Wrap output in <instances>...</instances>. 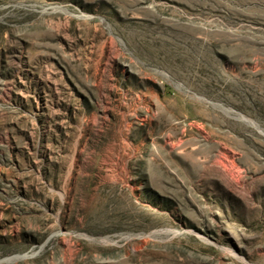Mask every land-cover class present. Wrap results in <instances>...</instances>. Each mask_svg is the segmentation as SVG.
<instances>
[{"label": "rangeland", "instance_id": "rangeland-1", "mask_svg": "<svg viewBox=\"0 0 264 264\" xmlns=\"http://www.w3.org/2000/svg\"><path fill=\"white\" fill-rule=\"evenodd\" d=\"M0 264H264V0H0Z\"/></svg>", "mask_w": 264, "mask_h": 264}]
</instances>
